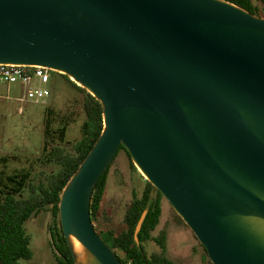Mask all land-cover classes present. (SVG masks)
Returning a JSON list of instances; mask_svg holds the SVG:
<instances>
[{"label": "water", "instance_id": "water-1", "mask_svg": "<svg viewBox=\"0 0 264 264\" xmlns=\"http://www.w3.org/2000/svg\"><path fill=\"white\" fill-rule=\"evenodd\" d=\"M0 64L63 71L103 105L60 202L77 264L71 235L90 264H123L91 218L122 144L213 264H264V17L226 0H0Z\"/></svg>", "mask_w": 264, "mask_h": 264}, {"label": "trees", "instance_id": "trees-1", "mask_svg": "<svg viewBox=\"0 0 264 264\" xmlns=\"http://www.w3.org/2000/svg\"><path fill=\"white\" fill-rule=\"evenodd\" d=\"M250 13L264 17V0H226ZM262 13V14H261ZM60 74V73H58ZM67 81L81 95L85 118L81 125V137L74 141L72 149L66 144V133L69 125L76 121L73 111L55 112L49 105L45 109L44 139L41 154L29 167L7 172L4 166L7 157L0 158V264H21V260L31 257V237L25 224L43 211H50L52 222L49 225L50 244L57 264H77L73 251L65 238L61 219L60 202L62 193L104 130V108L101 102L86 88L78 85L65 74ZM124 152L130 168L138 172L130 153L122 144L104 174L94 188L91 201V218L96 231L107 241L118 254L123 264H175L167 255V233L156 232L163 215V194L146 180L141 193L133 191V200L126 211L125 227L121 231L102 230L96 226L100 221L103 203L109 183L111 165ZM53 167L50 170L36 169V165ZM150 211L139 233L140 247L135 243L134 234L137 224L148 202ZM181 223L184 220L176 214ZM186 224V223H185ZM196 237V235H195ZM198 240V238L196 237ZM154 241L161 252L149 253L146 244ZM199 242V240H198ZM208 264H213L203 244Z\"/></svg>", "mask_w": 264, "mask_h": 264}, {"label": "rangeland", "instance_id": "rangeland-1", "mask_svg": "<svg viewBox=\"0 0 264 264\" xmlns=\"http://www.w3.org/2000/svg\"><path fill=\"white\" fill-rule=\"evenodd\" d=\"M61 74L63 73H54L47 86L52 97L49 102L44 103L29 100L20 102L16 100L22 96L20 86L0 82V158H8L9 161L4 166L7 172L29 167L41 154L45 109L48 105L55 112L73 111L76 121L69 125L66 133L67 141L70 142L66 146L69 149L81 137V125L85 118L82 98ZM1 168L3 165H0ZM51 168L53 167L36 165L37 170ZM146 180L139 169L136 172L130 168L126 154L121 152L110 167L106 197L96 226L102 230L121 231L125 227V215L133 200V191L141 193ZM176 214L168 200L164 199L163 215L154 235L161 231L167 233L166 255L175 264H208L195 234L187 224L177 219ZM51 222V212L43 211L25 224L31 237V257L21 260V264H57L50 244ZM146 248L149 253L161 252L154 241L148 242Z\"/></svg>", "mask_w": 264, "mask_h": 264}, {"label": "built area", "instance_id": "built-area-1", "mask_svg": "<svg viewBox=\"0 0 264 264\" xmlns=\"http://www.w3.org/2000/svg\"><path fill=\"white\" fill-rule=\"evenodd\" d=\"M54 71L39 65L0 64V82L8 85L18 84L22 96L20 102L29 100L34 103L49 102L52 97L48 85Z\"/></svg>", "mask_w": 264, "mask_h": 264}, {"label": "bare ground", "instance_id": "bare-ground-1", "mask_svg": "<svg viewBox=\"0 0 264 264\" xmlns=\"http://www.w3.org/2000/svg\"><path fill=\"white\" fill-rule=\"evenodd\" d=\"M64 73L63 71H60ZM70 243L76 254L77 260L79 263H92L94 261L93 255L82 245V243L74 236H70Z\"/></svg>", "mask_w": 264, "mask_h": 264}, {"label": "flooded vegetation", "instance_id": "flooded-vegetation-1", "mask_svg": "<svg viewBox=\"0 0 264 264\" xmlns=\"http://www.w3.org/2000/svg\"><path fill=\"white\" fill-rule=\"evenodd\" d=\"M54 74H52V78H53Z\"/></svg>", "mask_w": 264, "mask_h": 264}]
</instances>
